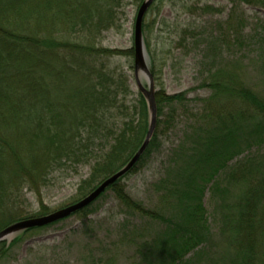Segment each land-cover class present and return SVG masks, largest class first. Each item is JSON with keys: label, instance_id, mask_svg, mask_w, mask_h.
<instances>
[{"label": "trees", "instance_id": "obj_1", "mask_svg": "<svg viewBox=\"0 0 264 264\" xmlns=\"http://www.w3.org/2000/svg\"><path fill=\"white\" fill-rule=\"evenodd\" d=\"M231 1L264 6V0ZM123 3L0 0V231L36 217L7 210L20 203L32 178L45 185L67 166L91 164V176L73 204L119 171L142 145L149 111L130 82L134 48L100 45L104 32L118 23ZM241 17L231 25L233 47H253L264 72V34L246 36ZM148 29L143 24L154 75ZM223 42L219 37L220 49ZM215 44L208 53L215 52ZM208 67L200 86L211 92L196 105L186 92H157L158 130L131 171L104 192L112 190L140 216L135 223L124 222L105 250L114 255L111 262L127 254L131 264H222L213 261L219 238L235 251L232 264H264L256 256L264 245V153H252L264 146V92L242 80L245 67L229 72ZM181 116L187 123L152 187L153 202L133 199L123 178L147 162L160 147L159 136ZM94 203L73 215L87 217ZM40 228L0 242V261ZM105 263L94 254L85 260Z\"/></svg>", "mask_w": 264, "mask_h": 264}, {"label": "rangeland", "instance_id": "obj_2", "mask_svg": "<svg viewBox=\"0 0 264 264\" xmlns=\"http://www.w3.org/2000/svg\"><path fill=\"white\" fill-rule=\"evenodd\" d=\"M143 2L124 0L118 23L104 32L100 45L112 49H131L134 46L136 16ZM236 3L231 0L154 1L143 24L149 28L147 36L155 60L153 80L156 94L160 90L168 94L186 92V96L193 100L191 105L198 104L197 99L208 97L211 92L200 86L208 75V65L222 67L221 70L228 72L231 67H245L242 80L254 82L264 92L262 61L258 60L256 52H252L253 47L242 50L233 47L235 28H231L244 16L246 36L264 34V6ZM219 37L225 38V48L222 50L217 43ZM213 42L216 43V48L212 49L215 52L208 53L207 49ZM128 73L133 90L139 92L135 71L128 70ZM142 83L146 85L143 79ZM179 119L173 128L159 136L160 147L151 153L147 162L123 178L121 184L133 199L146 204L153 202L155 195L152 187L163 176L169 149L182 138L187 123L183 116ZM252 150V153H264V146L259 151ZM91 170V164L67 166L54 173L45 185L38 182L39 177L37 181L32 178L31 184L24 188L20 203L7 210L39 217L71 205V201L78 196L82 182L90 178ZM93 208L95 210L87 217L73 215L33 231L0 264H85V260L93 254L105 259V264H131L126 261L127 254L115 257L111 262L110 257L114 255L105 250L115 243L117 231L124 222L135 223L140 216L127 210L112 190L104 193ZM20 234L22 232L17 236ZM215 253L213 261L216 263L232 264V260H236L235 251L219 238ZM263 253L264 245L257 249L258 263L260 259L264 260Z\"/></svg>", "mask_w": 264, "mask_h": 264}, {"label": "water", "instance_id": "obj_3", "mask_svg": "<svg viewBox=\"0 0 264 264\" xmlns=\"http://www.w3.org/2000/svg\"><path fill=\"white\" fill-rule=\"evenodd\" d=\"M154 1L155 0H144V2L141 4L136 16L134 28L133 48L135 77L139 90L146 99L149 111L148 131L146 133L142 145L139 147L133 157L119 171L103 180L95 189H93L84 198H82L76 203L68 205L50 214L28 218L13 223L12 225L0 231V242H8L25 230L44 227L53 224L57 221L67 219L77 211L86 208L90 204L94 203L111 185H113L115 182H117L119 179L129 173L146 151L155 134L156 126L158 123L156 92L154 88L153 74L150 67L151 59L143 35L144 17L151 5L154 3ZM142 79L143 81H145L146 85L142 83Z\"/></svg>", "mask_w": 264, "mask_h": 264}]
</instances>
